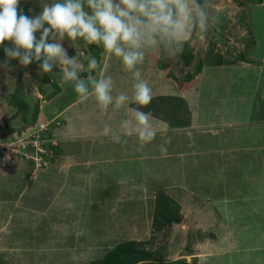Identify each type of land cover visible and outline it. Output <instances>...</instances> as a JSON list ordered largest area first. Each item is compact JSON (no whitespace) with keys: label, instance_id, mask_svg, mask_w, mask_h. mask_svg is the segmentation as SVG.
<instances>
[{"label":"rangeland","instance_id":"rangeland-1","mask_svg":"<svg viewBox=\"0 0 264 264\" xmlns=\"http://www.w3.org/2000/svg\"><path fill=\"white\" fill-rule=\"evenodd\" d=\"M207 3L219 21L188 40L194 55L190 65L181 57L184 43L172 57L148 52L140 66L142 74L158 69L172 88L170 95L188 89L183 95L192 101L169 96L146 106L156 116L164 103L174 111H159L169 126L151 143L121 136L119 143H104L107 149L91 144L92 151L82 158L64 161V147L82 148L57 134L66 125L60 111L68 100L59 94V67L46 74L37 62L25 67L16 59L8 68L0 66V264H87L130 239L160 248L167 261L264 264V0ZM19 11L40 15V0H21ZM64 45L69 56L76 54L67 40ZM100 47L78 45L101 61L98 71L118 60L104 49L98 52ZM5 60L0 47V65ZM117 65L116 72L107 74L130 76ZM18 85L28 107L27 123L11 104ZM188 119L189 125L173 126ZM41 124L47 142L55 145L46 165L38 162L40 156L31 163L10 153L18 136L29 141ZM55 154L60 158L52 164ZM45 170L59 176L58 186L44 181L36 185L43 188L41 194L31 193L34 176ZM160 189L179 201L183 214L167 233L152 227Z\"/></svg>","mask_w":264,"mask_h":264},{"label":"clouds","instance_id":"clouds-1","mask_svg":"<svg viewBox=\"0 0 264 264\" xmlns=\"http://www.w3.org/2000/svg\"><path fill=\"white\" fill-rule=\"evenodd\" d=\"M20 3L0 0V47L6 55L0 66L8 68L16 59L25 67L35 61L46 74L59 67L61 82L71 83L80 101L94 98L106 114L109 109H125L126 118L120 121L122 132H114L108 125L103 128V135L118 143L122 135H135L142 144L153 142L157 136L151 112L127 108L130 102L146 107L153 99L140 67L147 53L162 51L175 56L193 35L207 33L219 21L208 10L207 0H40L42 12L34 18L19 11ZM37 32H41L39 39ZM65 40L75 49L74 56H69ZM81 41L85 46H102L106 55L117 58L124 71L131 73V97L122 92L113 94L112 76L98 71L101 61L79 49ZM82 73H87L86 78ZM160 151L167 152L164 144Z\"/></svg>","mask_w":264,"mask_h":264},{"label":"crops","instance_id":"crops-1","mask_svg":"<svg viewBox=\"0 0 264 264\" xmlns=\"http://www.w3.org/2000/svg\"><path fill=\"white\" fill-rule=\"evenodd\" d=\"M117 63L121 64L120 61L116 60L115 64H113L110 68H107V69L105 68V70L101 69V71L102 72L104 71V73H106V74L108 72L113 73L111 70L116 72V70H118L117 69V67H118ZM149 71L150 72L147 71L145 74H142V75H143V78L147 81V83L149 84V86L151 88H152V85L154 82H155V85L157 86V88L155 90L154 89L152 90L153 91V99L151 102L153 104L154 103L156 104L155 100H161V99L171 100L169 98V96H173L175 98L177 96H180V97L182 96L185 99H187L186 96H184V95L188 94V92H189L188 89L183 90V93H181L180 95H170L172 93L169 91L172 88L168 84L167 79L165 80V79L161 78L162 76L159 74L160 72L158 69L153 68V69H149ZM94 75H97V72H95ZM121 75L123 76L125 74L121 73ZM129 75L130 76H128V77L123 76L125 78L117 77V79L115 76L112 77L114 80V83H115V89H114V93H113L114 95L122 92V93H125V94L130 96L133 93L134 80L132 78L131 73H129ZM83 77L86 78V76H83ZM156 82H158V84H156ZM166 84H168V86ZM61 85H62L61 88H63V89L60 90L59 94L65 96V97H68V100L66 101L67 106H65V108H63L60 111V112H62V114H61V115H63L62 117L66 118L65 119L66 125H64V127L62 126L61 128H59V130L57 131V134L61 138L65 139V142H68V144L73 143L75 145V143H76L80 148H82V150H77L75 148L73 149L72 147L65 145L66 146V147H64V154L65 155L62 156L63 160L64 161L65 160L66 161L67 160H69V161L73 160L74 158H77V155H79L80 158H82L84 156V153L88 154V152L92 151V147L89 148V145H91V144H95L94 145L95 147L103 145L102 149H107L104 146L105 145L104 143H107V141L112 140V138L110 136L103 135V128L106 125H108L112 128V130L114 132H122V129L120 128V121L122 119L126 118V115H125L126 110L122 108L116 112H113L111 109H109V112L107 114L103 113L100 110V108L98 107L94 98H89L87 101L82 102L79 100L78 95L75 92L71 83L61 82ZM64 88H65V90H64ZM187 100H189V99H187ZM173 101H178V99H173ZM189 101H191V100H189ZM156 107H158V106H156ZM127 108L130 109L129 104L127 105ZM140 110L145 111V112H151L149 107L141 106ZM159 111H162V110L158 109L156 111V113H158V116L151 113L152 114L151 122H152L153 127L157 131V134L160 131H162L163 126H166L165 124L168 125V123L164 122L167 119L165 120V118H160ZM130 115H131V113L129 112L128 116H130ZM109 116H111V119H109ZM123 137H126V136H123ZM66 140H69V141H66ZM87 145H88V147H87ZM58 158H60V157H58ZM115 160H117V156L115 157ZM64 166L65 165L63 162V167ZM30 174H31V172H30ZM61 177L63 178L62 175H61ZM58 178H59V176L57 174H51L47 170L40 171L38 174H36V176H34V178L32 180L34 182L32 183V185L29 186V189L32 190L31 193L39 195V194H41L40 192L43 191V188L39 189L38 187H36V185L38 183L43 185L44 181H49L50 184L57 187L58 186V183H57ZM36 180H39V181L37 182ZM63 180H64V178H63ZM27 189L28 188L25 189V192H27L26 191ZM51 189H55V188L51 187Z\"/></svg>","mask_w":264,"mask_h":264},{"label":"trees","instance_id":"trees-1","mask_svg":"<svg viewBox=\"0 0 264 264\" xmlns=\"http://www.w3.org/2000/svg\"><path fill=\"white\" fill-rule=\"evenodd\" d=\"M102 49L103 47L101 46L98 52H100ZM190 50V42L187 41L185 42V46L181 51V57L186 65H190L194 57ZM59 79L61 80V73ZM58 89H60L59 85ZM21 94L22 90L18 85L12 95L13 100L11 101V104L18 107L17 112H21L23 122L27 123L29 122L28 107L25 104V100L22 99ZM154 105L156 104L154 103ZM150 107L151 105L149 106V108ZM159 107L162 110V113L165 112V114L168 115L169 113H174L173 106L171 107L167 104L166 107V103ZM166 119L169 120L167 117L165 118V120ZM190 123L191 119H188L185 122L179 121L178 123H174L173 126H186ZM51 145L52 144H50L49 146ZM44 157L48 160V156H46V154L44 155ZM22 158L24 160L30 161L31 163H34L31 159H28L26 157ZM50 159L52 160L50 162L54 164L59 158L55 154L53 158ZM182 219L183 214L179 201L165 192L163 189L158 190L155 197L154 216L152 223L153 229L159 233H163V231L167 233L170 227H172L176 223H180ZM147 243L149 242L136 239L119 242L115 247L105 253L104 256L91 260L87 264H137L139 262H144L145 264H192L185 259H175L172 261H167L165 260L164 253L160 248L147 247Z\"/></svg>","mask_w":264,"mask_h":264},{"label":"built area","instance_id":"built-area-1","mask_svg":"<svg viewBox=\"0 0 264 264\" xmlns=\"http://www.w3.org/2000/svg\"><path fill=\"white\" fill-rule=\"evenodd\" d=\"M44 128L45 125L41 124L35 132L30 134L29 141H27L26 136H18L17 139H15L17 143L13 145L16 150L10 153L31 159L34 163L37 162L36 159L40 156L43 158V161L38 160V162H43L46 165L47 160L44 155L46 154V156H49L51 152L49 145L54 143L50 140L47 142V137L44 134L45 132H43ZM3 151H6V147H4Z\"/></svg>","mask_w":264,"mask_h":264}]
</instances>
